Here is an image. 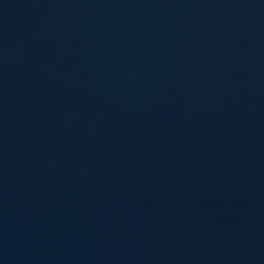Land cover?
<instances>
[{
	"label": "water",
	"instance_id": "obj_1",
	"mask_svg": "<svg viewBox=\"0 0 264 264\" xmlns=\"http://www.w3.org/2000/svg\"><path fill=\"white\" fill-rule=\"evenodd\" d=\"M0 264H264V0H0Z\"/></svg>",
	"mask_w": 264,
	"mask_h": 264
}]
</instances>
